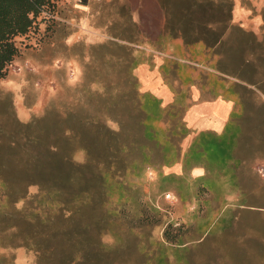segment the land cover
Returning a JSON list of instances; mask_svg holds the SVG:
<instances>
[{"label": "rangeland", "instance_id": "rangeland-1", "mask_svg": "<svg viewBox=\"0 0 264 264\" xmlns=\"http://www.w3.org/2000/svg\"><path fill=\"white\" fill-rule=\"evenodd\" d=\"M57 16L55 31L40 44L23 47L6 77L0 79V144L16 138L22 145L23 125L44 117L39 130L47 131L49 141L57 137L61 145L66 144L63 146L73 164L90 163V152L96 160L93 162L104 160L101 150L121 145L122 152L111 148L108 154L111 160H119L121 154L124 170L115 175L110 171L98 174L103 165L96 164L84 173L90 178V189H104L106 198L99 199L104 203L102 214L99 208H87L80 215V221L90 220V229L79 227L90 235L83 264H96L97 260H101L99 264H264V210L242 211L233 204L242 205L245 199L211 197L204 192L205 182L199 181L203 177H190L192 166L185 159L181 166L172 165L176 144L167 143V135L160 131L163 128L149 118L157 103L140 94L138 84L137 94L125 89L129 86L128 75L124 62L117 57L123 51L109 44L121 43L88 37L85 24L81 37L68 38V34L78 31V23H65ZM103 17L91 22L103 25ZM126 27V34L133 32L129 24ZM111 28L117 33L122 27L117 22ZM104 43L105 49L98 47ZM116 82L124 88L119 91L120 100L118 90L105 92L103 88ZM138 97L140 103L136 105ZM170 109L163 111L168 113ZM54 120L60 125L54 126ZM115 120H119V126ZM106 126L116 132L120 128L109 141L108 137H99ZM68 128L85 138L78 139L71 132L68 139ZM169 135L172 138L173 134ZM9 159L6 157L5 162ZM58 163L59 172L66 174L69 162L62 158ZM261 170L260 181L252 183L259 197H252L249 203L262 206ZM23 179H16L8 188L0 180V264H37L45 253L37 244L38 231L34 232L33 244V233L28 234L33 230L31 226L44 228L43 222L51 213L66 215L61 209L69 211L82 204L81 198L65 189L59 196L67 202L59 209L53 195L42 196L36 184H27ZM6 192L20 195L7 197ZM100 223L107 227L97 239ZM49 233L46 230L42 236ZM67 233L72 239L70 231ZM200 236L201 240L195 241ZM65 242L61 235L53 238L57 254L61 250L67 254L72 247L71 241Z\"/></svg>", "mask_w": 264, "mask_h": 264}, {"label": "crops", "instance_id": "crops-1", "mask_svg": "<svg viewBox=\"0 0 264 264\" xmlns=\"http://www.w3.org/2000/svg\"><path fill=\"white\" fill-rule=\"evenodd\" d=\"M162 1L191 0H57V19L78 23L68 38L81 37L85 24L88 37L130 46L139 92L160 111L151 108L149 118L163 128L167 143L176 144L172 165L185 159L190 177H203L199 181L211 197L245 199L233 204L242 211L264 210L249 203L257 196L252 183L260 181L261 169L264 176V93L238 76L240 70H255L254 80L264 77V57H256L264 55V0H211L215 13L223 2L228 17L220 40L210 47L202 41L186 45L166 32ZM100 16L103 25L91 22ZM212 20H218L216 14ZM117 22L122 28L115 33L111 27ZM126 24L132 33L124 32ZM261 190L264 197V185Z\"/></svg>", "mask_w": 264, "mask_h": 264}, {"label": "trees", "instance_id": "trees-1", "mask_svg": "<svg viewBox=\"0 0 264 264\" xmlns=\"http://www.w3.org/2000/svg\"><path fill=\"white\" fill-rule=\"evenodd\" d=\"M57 0H0V79L6 77L9 66L13 63L14 59L21 53L23 47L29 46V44L37 45L45 41L46 38L55 31L56 20L55 16L58 13ZM163 6L166 8L168 18L165 24L166 32H169L173 36L180 37L186 45L195 42L202 41L206 47H210L211 44L215 43L218 39V35L227 27L228 13L225 5L222 8L216 10L215 13L214 3L211 0H191V1H162ZM171 3V5L169 4ZM217 17V21L212 19ZM109 44L117 45L119 49L123 51V54H119L118 59L124 62L125 70L127 71V82L129 86L125 89L129 90L133 94H137V80L130 73L132 64L134 62V56L132 55V48L125 44H117L110 42ZM98 47H107V44H99ZM93 48V46H92ZM257 59L264 57L263 54L256 56ZM256 74L255 70H240L238 76L246 81H253L255 86L264 93V77L259 78L257 81L252 78ZM104 85V91L110 92L112 90L119 91L124 90L123 85L116 82ZM139 95V94H138ZM122 96L117 95V100H120ZM139 98V97H138ZM136 105L138 99L134 100ZM44 117L34 119L24 126V140L22 145L19 143V139H9L4 143L0 144V180L6 188L18 178H25L24 181L27 184L33 183L38 186V191L42 196L50 195L54 196L53 202L59 204V209L67 202L61 199L59 196L61 191L65 189L71 192L76 197L81 198V203L78 204L75 209L64 211L66 215H60L58 212L56 215H48L43 222L44 228L40 227L36 229V226H31L30 233H33L32 239L35 244L34 232L39 233L40 237L37 239V244L44 250V255H40L37 264H83V259L87 252V246L90 245V235H86L81 227H88L90 229V220L80 221V215L83 214V210L89 208L90 210L95 209L102 214L104 207L102 201L99 199L106 198L105 190L98 188L99 190L90 189V178L84 176L86 171L92 169V166L98 164L103 165L102 173L99 171L98 174H105L110 171L111 175L118 174L125 168V163L122 160L121 154L118 153L119 160H111L108 153L109 149L114 148L122 152L121 145L109 146L106 150H101L103 159H98L97 162L90 152V163L84 164H73L70 159L68 150L64 147L66 144L59 143L57 137L52 141H49L44 131L39 130V125ZM55 121V120H54ZM118 126L120 125L119 120H115ZM55 121L54 126L57 124ZM96 125H100L97 123ZM101 126V125H100ZM62 130V134H68L65 129ZM69 136L72 132L69 129ZM120 130V128H119ZM116 132L109 127H105V133L99 136L102 140L108 137V141L113 137ZM72 135L78 139L85 138V136L78 132H72ZM59 139V138H58ZM5 141V139H1ZM60 141V140H59ZM116 144V142H113ZM64 145V146H63ZM67 147V146H66ZM106 148V147H105ZM91 149V148H90ZM107 154V155H106ZM57 155V156H56ZM108 156V157H107ZM10 158L8 163L5 162V158ZM65 159L71 166L67 169V173L64 174L59 172L60 167L58 160ZM10 167V168H9ZM103 183H100L102 185ZM97 186H99L97 184ZM10 192V191H9ZM9 196H19L16 193H5ZM93 198V199H92ZM84 199V200H83ZM75 200V199H74ZM70 201V200H68ZM76 201V200H75ZM105 202V201H103ZM98 205V207L96 206ZM96 206V207H94ZM58 210V209H57ZM35 223V221H31ZM96 221H94L95 223ZM98 223V222H97ZM63 224L65 225H58ZM58 225V226H57ZM97 231V239H100L106 232L107 225L102 226L100 223ZM26 228V227H25ZM35 229V230H34ZM29 230V231H30ZM49 230V234L42 236V233ZM94 230L93 233H96ZM67 231H70L68 238ZM61 235L65 239V243L71 241L72 247L67 250V254L64 250H61L57 254V250L53 245V238ZM99 246V241H97ZM79 254L78 259L75 260L76 255ZM58 256V257H57ZM101 259H103L101 257ZM97 260V259H96ZM101 261V260H100ZM97 260L96 264L100 262ZM86 264H90L88 261Z\"/></svg>", "mask_w": 264, "mask_h": 264}, {"label": "built area", "instance_id": "built-area-1", "mask_svg": "<svg viewBox=\"0 0 264 264\" xmlns=\"http://www.w3.org/2000/svg\"><path fill=\"white\" fill-rule=\"evenodd\" d=\"M165 196H166V197H169V196H170V194H169V193H167V194H165Z\"/></svg>", "mask_w": 264, "mask_h": 264}]
</instances>
